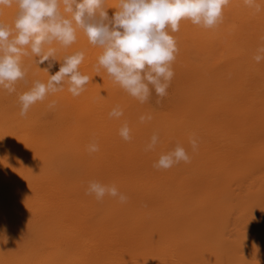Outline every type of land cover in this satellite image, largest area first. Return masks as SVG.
<instances>
[{
    "label": "rangeland",
    "instance_id": "374dc122",
    "mask_svg": "<svg viewBox=\"0 0 264 264\" xmlns=\"http://www.w3.org/2000/svg\"><path fill=\"white\" fill-rule=\"evenodd\" d=\"M116 4L106 0V7ZM240 5L231 0L214 29L181 22L173 33L174 77L160 104L155 96L140 104L102 68L97 72L101 49L82 31L68 48L53 45L58 61L50 69L49 61L22 58L26 76L17 91L0 89V264H264V156L251 153L256 161L246 170L232 163L227 145L254 129L247 107L264 98V62L239 40ZM15 7L0 6V23L13 26ZM77 51L84 52L79 69L90 77L85 91L74 97L65 85L21 117L17 94L47 82ZM115 105L124 110L119 120L108 115ZM145 113L152 119L141 123ZM124 121L130 141L119 135ZM153 132L161 142L145 151ZM90 139L96 153L88 151ZM177 144L190 163L154 168L159 154ZM90 181L115 184L129 199L97 201L86 194Z\"/></svg>",
    "mask_w": 264,
    "mask_h": 264
},
{
    "label": "clouds",
    "instance_id": "9594fccd",
    "mask_svg": "<svg viewBox=\"0 0 264 264\" xmlns=\"http://www.w3.org/2000/svg\"><path fill=\"white\" fill-rule=\"evenodd\" d=\"M231 0H117L114 8L106 7V0H0V6L17 7L13 26L0 23V89L9 94L16 92L17 82L26 76L23 57H35V63L56 59V48L72 46L77 32L82 31L88 42L101 49L95 70L102 68L114 83L140 104L149 103L153 96L160 104L168 95V88L174 77L173 63L178 46L173 33L180 29L182 21L204 29H214L223 20V10ZM244 4L261 10L258 0H243ZM61 7L63 10H61ZM108 9L115 11L111 16ZM256 48L253 59L264 62V37ZM84 52L66 55L59 71L49 75L47 82L34 81L24 92L18 93L19 115L24 117L30 108L44 101L49 95L63 91L65 85L74 97L86 89L90 77L81 73L79 66ZM48 73V70H45ZM49 74V73H48ZM55 107V101L49 103ZM109 117L121 119L124 110L115 105ZM150 113L141 114V123L150 121ZM124 141L132 139L131 128L124 121L119 128ZM160 135L153 132L145 145V151H154L160 144ZM191 151L199 148V138L189 140ZM88 151H99L93 140ZM188 150L180 144L167 152H161L153 167L168 170L184 162L190 163ZM86 194L94 195L97 201L105 197L126 203L125 192L115 184L90 181Z\"/></svg>",
    "mask_w": 264,
    "mask_h": 264
},
{
    "label": "bare ground",
    "instance_id": "6f19581e",
    "mask_svg": "<svg viewBox=\"0 0 264 264\" xmlns=\"http://www.w3.org/2000/svg\"><path fill=\"white\" fill-rule=\"evenodd\" d=\"M241 2V5H240V22H241V25H240V29L238 31V34H239V40L241 41L242 44H244L246 46V48H255L258 47L261 43H262V40H261V37H264V0H258V3H260L261 5V10L259 12H257L254 8H250L248 6H246L243 2V0H240ZM17 8V7H15ZM8 9V8H7ZM5 10V8L3 9ZM243 10H244V13H243ZM8 11V10H7ZM16 12V11H15ZM242 12V14H241ZM14 15V14H13ZM2 17V15L0 16ZM1 19V18H0ZM10 19V18H9ZM13 19V20H12ZM12 22H14V17L12 18ZM3 20V18H2ZM8 25V23H7ZM9 26V25H8ZM236 39H238L236 37ZM228 42V41H227ZM232 44V43H231ZM230 46L227 47V49L229 48ZM233 47V46H231ZM231 49V48H230ZM247 49V50H248ZM233 50V49H232ZM237 50V49H236ZM229 49L227 50V52L229 53ZM240 52V50H239ZM226 53V52H225ZM242 53V51H241ZM235 54V53H234ZM231 55V54H230ZM253 56L254 54H252L251 58L253 59ZM231 57V56H230ZM229 57V58H230ZM228 58V59H229ZM238 62V61H237ZM236 64V63H235ZM255 64V63H254ZM234 67L237 66L236 65H233ZM232 67V66H231ZM237 68V67H236ZM86 70V69H85ZM232 70V69H231ZM230 70V72H231ZM239 70V69H238ZM235 71V70H234ZM234 74V72H231ZM236 75V73H235ZM238 75V73H237ZM236 77V76H235ZM240 78V77H239ZM120 88V87H119ZM17 91V90H16ZM20 91V90H19ZM201 97V96H200ZM221 102V101H220ZM135 103V102H134ZM75 105V104H74ZM88 106V105H87ZM79 107H81L79 105ZM248 110H250L253 114V119H254V122H255V126H254V129L251 131V132H246L244 131L243 134H240L239 136H235L233 133V137H230V142L227 143L228 147H229V150L228 152L231 150V155L233 157V161L232 163L233 164H240L243 169L245 166H248L246 167L245 169H249L250 168V164L251 162H254L256 160H253V158H250L251 157V153H255L257 152L256 154H258L259 156H264V117H262V115H264V98H256V100L254 101H251V104L250 106L247 107ZM250 115V114H249ZM190 117V116H189ZM212 117V116H211ZM210 117V119H211ZM188 119V118H187ZM186 119V120H187ZM196 119V118H195ZM214 119H216L214 117ZM213 119V120H214ZM188 120H191L188 119ZM187 120V121H188ZM3 121V120H2ZM192 121V120H191ZM212 121V120H210ZM195 122V121H193ZM190 122L188 121V125ZM192 123V122H191ZM253 123V122H252ZM10 125V124H9ZM254 125V124H253ZM11 126V125H10ZM201 127V126H200ZM253 127V126H252ZM10 128V127H9ZM141 128V127H140ZM12 129H13V126H12ZM117 129V128H116ZM205 129V128H204ZM16 130H19V129H16ZM21 130V129H20ZM142 130V129H141ZM217 130V129H215ZM219 130V129H218ZM83 131V130H82ZM143 131V130H142ZM202 131L204 132V130L202 129ZM14 134H15V131H13ZM12 132V133H13ZM85 132V131H84ZM196 132V130H195ZM90 136L91 134L88 133ZM206 134V132H205ZM230 134V135H232ZM17 135V133H16ZM70 135V134H69ZM87 135V133H86ZM14 136V135H12ZM17 136H20L17 135ZM208 136V135H207ZM91 140V139H90ZM208 140V138H207ZM92 141V140H91ZM133 143V142H132ZM209 143V142H208ZM206 143V144H208ZM128 145V144H127ZM199 145H200V142H199ZM210 145V144H209ZM203 146V145H202ZM220 146V145H219ZM205 147V146H203ZM202 147V148H203ZM129 148V147H128ZM208 148V147H207ZM204 149V148H203ZM210 149V148H209ZM207 149V150H209ZM222 149V148H221ZM159 150V149H158ZM157 150V152H158ZM206 150V149H204ZM81 151V150H80ZM96 153V152H95ZM101 153V152H100ZM149 152V155H154V153H151ZM160 153V152H159ZM98 155V154H97ZM99 156V155H98ZM101 156V155H100ZM221 156V155H220ZM20 156H18V161L21 160L19 159ZM81 157V156H80ZM264 158V157H262ZM25 160V158H23ZM22 159V160H23ZM79 159V158H78ZM21 162V161H20ZM229 162V161H228ZM258 162V161H257ZM25 163V162H24ZM221 164V163H220ZM255 164H258L255 162ZM20 165V163H19ZM22 165V164H21ZM223 165L225 166L226 164L223 162ZM27 166V165H26ZM23 169V168H22ZM27 169V168H26ZM238 170V169H237ZM259 170H261L259 168ZM23 171V170H22ZM257 170H255L256 172ZM231 172V171H230ZM237 172V171H236ZM242 172V171H241ZM254 172V173H255ZM262 172V170H261ZM238 173V172H237ZM240 173V171H239ZM260 174V172H259ZM262 174V173H261ZM24 175V174H22ZM260 176V175H258ZM257 176V177H258ZM255 178V177H254ZM256 188V187H255ZM130 203V202H129ZM221 205V203H220ZM219 205V206H220ZM140 206V205H139ZM133 207V206H132ZM221 208V206H220ZM223 209V208H222ZM258 223V222H257ZM194 226V225H193ZM251 226V225H248V227ZM256 226V224H255ZM258 227V226H256ZM255 227V228H256ZM261 227V226H260ZM250 228V227H249ZM253 226L251 229H255ZM264 228V227H262ZM259 229V228H258ZM257 230V228L255 229ZM253 230V231H255ZM257 232H259V230H257ZM255 235V234H254ZM221 247V246H220ZM217 252V251H216ZM6 258V257H5Z\"/></svg>",
    "mask_w": 264,
    "mask_h": 264
}]
</instances>
